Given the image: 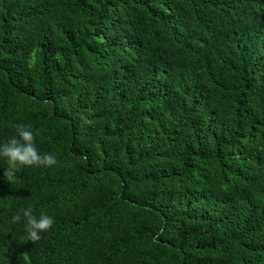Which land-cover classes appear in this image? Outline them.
<instances>
[{
    "label": "trees",
    "instance_id": "1",
    "mask_svg": "<svg viewBox=\"0 0 264 264\" xmlns=\"http://www.w3.org/2000/svg\"><path fill=\"white\" fill-rule=\"evenodd\" d=\"M19 123L57 164L0 159V264H264V0H0Z\"/></svg>",
    "mask_w": 264,
    "mask_h": 264
},
{
    "label": "clouds",
    "instance_id": "2",
    "mask_svg": "<svg viewBox=\"0 0 264 264\" xmlns=\"http://www.w3.org/2000/svg\"><path fill=\"white\" fill-rule=\"evenodd\" d=\"M36 135L31 125L19 123L15 125V135L0 142V159L7 164L3 176H6L8 182H15L16 173L22 167H50L57 164L55 155L38 150ZM22 218L25 221L24 239L31 242L39 241L41 233L52 229L55 223L54 218L46 213L35 215L31 206L22 209V215L12 216L11 223H19Z\"/></svg>",
    "mask_w": 264,
    "mask_h": 264
}]
</instances>
